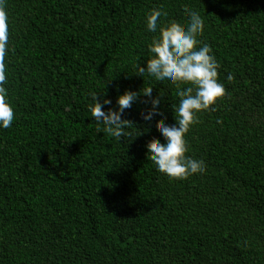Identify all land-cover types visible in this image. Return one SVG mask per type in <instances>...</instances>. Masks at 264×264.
Listing matches in <instances>:
<instances>
[{
  "label": "trees",
  "instance_id": "trees-1",
  "mask_svg": "<svg viewBox=\"0 0 264 264\" xmlns=\"http://www.w3.org/2000/svg\"><path fill=\"white\" fill-rule=\"evenodd\" d=\"M8 100L0 129V264H264V0H5ZM204 18L202 43L225 95L196 114L186 155L203 174L169 178L147 146L174 125L177 88L136 75L157 33L145 14ZM233 77L228 80V76ZM151 86L162 115L146 128L147 97L126 109L131 143L97 133L89 92L116 108ZM190 85H180V88ZM118 89V91H117Z\"/></svg>",
  "mask_w": 264,
  "mask_h": 264
},
{
  "label": "clouds",
  "instance_id": "clouds-1",
  "mask_svg": "<svg viewBox=\"0 0 264 264\" xmlns=\"http://www.w3.org/2000/svg\"><path fill=\"white\" fill-rule=\"evenodd\" d=\"M188 21L181 26L175 21L166 22L168 12L163 8H153L145 14L146 30L157 33L148 44L149 58L136 65L140 77L171 85L177 88L180 102L172 104L174 125L159 124V131L164 142L157 141L147 146L149 160L157 171L169 178L187 179L194 174H203L206 163L186 155L189 151L185 139L190 127L195 123L196 114L210 109L219 98L225 95L224 84L218 81V62L209 45L198 37L203 35L205 23L201 13L186 9ZM9 23L5 0H0V129L12 126L15 113L8 100L7 71L5 57L9 52ZM231 75L228 80H232ZM180 85H190L180 88ZM118 91V89H117ZM88 111L97 125V133L107 134L118 142L131 143L137 136L130 129L135 125L123 118L125 110L130 109L141 96L149 103L146 112H141L146 128L151 129L156 122L165 121L161 113L164 107V93L161 98L154 95L151 86L139 91L126 89L116 97V108L107 107L112 100L104 93L89 92ZM136 126V125H135Z\"/></svg>",
  "mask_w": 264,
  "mask_h": 264
}]
</instances>
